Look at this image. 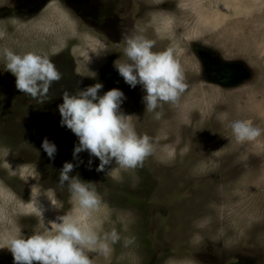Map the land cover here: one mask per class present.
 Returning <instances> with one entry per match:
<instances>
[{
  "label": "rangeland",
  "instance_id": "rangeland-1",
  "mask_svg": "<svg viewBox=\"0 0 264 264\" xmlns=\"http://www.w3.org/2000/svg\"><path fill=\"white\" fill-rule=\"evenodd\" d=\"M0 4L10 9L0 10V264H14L4 246L19 231L28 238L43 223L54 230L64 215L119 234L108 255L88 254L92 264H264V0ZM137 34L155 41L153 52L172 48L188 85L175 104L156 110L159 119L146 111L142 86L131 88L115 68L127 62L126 39ZM4 49L49 56L61 79L47 99L16 88ZM96 83L100 96L120 89V110L150 137L142 166L113 160L98 172L87 151L73 157L78 138L61 126L58 106L64 93ZM235 121L260 135L237 142ZM45 138L57 147L54 159L41 147ZM66 162L74 165L70 177L95 184L101 203L88 216L67 182L59 187Z\"/></svg>",
  "mask_w": 264,
  "mask_h": 264
},
{
  "label": "clouds",
  "instance_id": "clouds-1",
  "mask_svg": "<svg viewBox=\"0 0 264 264\" xmlns=\"http://www.w3.org/2000/svg\"><path fill=\"white\" fill-rule=\"evenodd\" d=\"M154 46L155 41L143 35L127 38L124 48L127 62L116 61L115 68L131 88L142 86L146 111L155 113L159 119L160 113L156 110L165 103L175 104L188 85L174 50L168 48L153 52ZM2 54L6 70L15 76L16 88L33 99L43 102L52 82L61 79L48 55L31 51L21 55L10 49H4ZM102 87L101 83H96L75 95L64 93L63 103L58 106L61 126L70 129L78 138L73 157L87 151L90 157L98 158V172H103L113 160L125 169L142 166L153 151L150 137L138 135L131 116L120 110L126 99L124 93L113 88L100 96L98 93ZM230 127L237 142L251 141L260 135L259 129L244 121H235ZM41 147L50 159H54L57 152L54 142L45 138ZM92 163L89 159L88 164ZM73 168L72 163H64L59 187L63 188L67 182L68 191L78 202L83 215L88 216L90 211L99 207L101 199L95 184L69 176ZM51 203L56 208L63 206L57 200ZM37 210L42 217L43 209L37 207ZM58 219L60 222L52 223L54 230L43 223L42 229L30 237L25 238L19 231L17 236L7 241L4 247L11 251L14 264H33L34 261L39 264H92L90 252L108 255L110 244L120 239L114 229L101 234L71 216L64 215Z\"/></svg>",
  "mask_w": 264,
  "mask_h": 264
},
{
  "label": "flooded vegetation",
  "instance_id": "flooded-vegetation-1",
  "mask_svg": "<svg viewBox=\"0 0 264 264\" xmlns=\"http://www.w3.org/2000/svg\"><path fill=\"white\" fill-rule=\"evenodd\" d=\"M45 4V3H44ZM43 4V5H44ZM38 5V4H37ZM21 8V7H20ZM6 9V5L5 4H0V10H5ZM21 9H24V8H21ZM27 10H29L31 13L34 12V9H35V6L34 7H27L25 8ZM37 9V8H36ZM6 10H10V9H6ZM19 9H17L18 11ZM17 11H15V13H17ZM7 12V11H6ZM10 13V12H9ZM129 20L131 21V19L129 18ZM131 24H132V21H131Z\"/></svg>",
  "mask_w": 264,
  "mask_h": 264
},
{
  "label": "bare ground",
  "instance_id": "bare-ground-1",
  "mask_svg": "<svg viewBox=\"0 0 264 264\" xmlns=\"http://www.w3.org/2000/svg\"><path fill=\"white\" fill-rule=\"evenodd\" d=\"M36 25V24H35Z\"/></svg>",
  "mask_w": 264,
  "mask_h": 264
}]
</instances>
